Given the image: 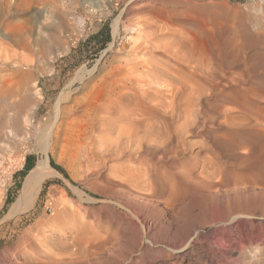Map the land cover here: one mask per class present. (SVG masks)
Instances as JSON below:
<instances>
[{"label": "rangeland", "instance_id": "1", "mask_svg": "<svg viewBox=\"0 0 264 264\" xmlns=\"http://www.w3.org/2000/svg\"><path fill=\"white\" fill-rule=\"evenodd\" d=\"M0 57V264H264V0H0Z\"/></svg>", "mask_w": 264, "mask_h": 264}, {"label": "bare ground", "instance_id": "2", "mask_svg": "<svg viewBox=\"0 0 264 264\" xmlns=\"http://www.w3.org/2000/svg\"><path fill=\"white\" fill-rule=\"evenodd\" d=\"M172 20V19H171ZM118 24L114 27V34L118 32L117 29ZM164 31V30H163ZM159 37V36H157ZM161 37V36H160ZM163 38V37H162ZM160 40H158L159 42ZM162 41V40H161ZM16 43H20L18 40H15ZM34 44V43H33ZM28 45V44H27ZM138 47V46H137ZM1 58V57H0ZM5 58V57H4ZM151 67V66H150ZM188 70V69H187ZM151 72L153 74H163V67L159 63H155L154 68L151 69ZM166 73V72H165ZM20 74V73H19ZM134 74V73H132ZM88 75V74H87ZM12 76V75H11ZM85 77V74L83 72H78L75 77V83L77 81H82ZM7 79V78H6ZM3 80V79H2ZM125 80V79H124ZM134 80V79H133ZM132 81V79H131ZM130 81V82H131ZM133 82V81H132ZM140 82V81H139ZM137 82V83H139ZM133 85V84H132ZM137 86V84H136ZM139 86V85H138ZM125 87V86H124ZM134 88V87H133ZM140 88V87H139ZM18 89V88H17ZM126 89V88H125ZM129 89V88H128ZM140 90V89H139ZM180 91V90H179ZM176 93V92H175ZM144 94V93H143ZM174 98V97H173ZM62 102V99L60 98L57 102L56 109L54 110L55 119L59 117L60 114V104ZM13 104V103H12ZM4 105V104H3ZM132 113V114H131ZM131 117L128 118L131 123L140 124L145 121L140 120V115H136L133 111L131 112ZM120 115V114H119ZM118 115V116H119ZM77 118V117H76ZM2 119V118H1ZM4 119V118H3ZM17 120V119H16ZM58 121V120H57ZM15 122V120H14ZM26 123V122H25ZM57 123V122H56ZM5 124V123H4ZM29 126V125H28ZM54 126V125H52ZM15 127V125L13 126ZM17 127V126H16ZM20 127V126H19ZM23 128V127H22ZM31 128V127H30ZM51 129V128H50ZM52 130V129H51ZM66 133V132H65ZM23 134V133H22ZM131 138V137H130ZM20 134L19 129L13 128L8 130L5 126L2 125V122L0 123V167L3 166V162L6 159L7 152L9 150H16L18 147V143L20 142ZM51 140V131L46 132L44 139L42 140V143L48 142L50 143ZM41 142V141H40ZM45 146V145H44ZM43 146V147H44ZM48 146V145H47ZM46 147V146H45ZM45 149V148H44ZM11 152V151H10ZM9 153V152H8ZM14 153V151H13ZM5 170V169H4ZM2 173V172H1ZM57 172L51 169V167L48 165V159L47 157L40 160L37 165L30 171V173L27 175V177L24 180L21 193L15 203L10 208L7 218H13L17 215H20L24 212L29 211L35 204L36 196L40 192L41 186L43 181L48 178L50 175H54ZM239 219V218H238ZM31 231V230H30ZM30 234V233H29ZM45 264V263H43ZM53 264V263H52Z\"/></svg>", "mask_w": 264, "mask_h": 264}, {"label": "trees", "instance_id": "3", "mask_svg": "<svg viewBox=\"0 0 264 264\" xmlns=\"http://www.w3.org/2000/svg\"><path fill=\"white\" fill-rule=\"evenodd\" d=\"M111 42V29L110 26H105L99 33H97L95 36L92 37V39L89 41L88 46H95L99 48L100 50H103L106 48V46ZM35 164L34 162L30 161V158L27 159V165H26V172H30L34 168ZM51 166L62 176H64L66 179H69L68 174L66 171L61 168L60 166H57L53 161H51ZM49 183H59L57 180L48 181L44 184V191L47 188ZM43 191V193H44ZM8 204L6 205L7 208Z\"/></svg>", "mask_w": 264, "mask_h": 264}]
</instances>
